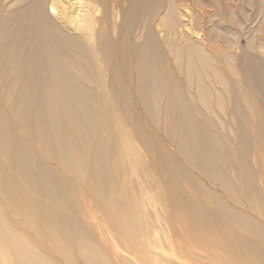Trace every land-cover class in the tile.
<instances>
[{"label": "rangeland", "instance_id": "1", "mask_svg": "<svg viewBox=\"0 0 264 264\" xmlns=\"http://www.w3.org/2000/svg\"><path fill=\"white\" fill-rule=\"evenodd\" d=\"M50 3L46 0L52 22L76 37L88 57L68 46L47 58L61 75L53 71L43 87L51 113L49 121L38 123L40 141L21 123V107H13L10 117L30 149L62 179L58 192L66 205L68 200L78 207L77 227L85 236L66 239L64 249L48 233L50 258L40 254V259L45 264H248L234 259L225 239L232 248L241 249L242 237L264 248V236L235 219H218L224 206L264 225V98L255 101L231 68L233 58L256 38L262 44L256 60L264 67V9L259 8L264 0H54L55 12ZM202 39L212 52L211 69L197 62L198 53L189 46ZM188 61L195 71H187ZM225 67L229 72L222 75ZM67 75L75 84L69 85ZM84 87L95 102L84 96ZM233 89L243 117L232 108ZM6 90L0 88V108L9 111ZM194 126L205 132L211 152H198ZM98 137L110 159L107 184L101 185L100 176L83 165L94 160ZM100 188L103 196L96 194ZM121 191L136 220L131 227L114 202ZM83 193L102 211L98 220L86 218L78 200ZM207 214L216 216L213 226ZM9 217L18 220L11 212Z\"/></svg>", "mask_w": 264, "mask_h": 264}, {"label": "bare ground", "instance_id": "2", "mask_svg": "<svg viewBox=\"0 0 264 264\" xmlns=\"http://www.w3.org/2000/svg\"><path fill=\"white\" fill-rule=\"evenodd\" d=\"M49 7L50 11L55 12L54 0H51ZM259 8L264 9L262 5H259ZM259 40L261 41L256 38L254 42L248 43L247 49L233 58L234 65L231 67L233 71L236 70L240 74L255 101H261L264 98V67L258 63L255 56V49L262 47ZM202 42V44L194 43L189 46L197 51V62L201 65L204 62L206 67L211 69L214 61L212 52L210 48H205L208 44L205 39H202ZM68 46L73 47L81 58L88 57V52L81 47L76 37L64 33L52 22L46 0H30L25 3H20L18 0H0V88L4 91L7 89L11 106L9 111L0 108V197L2 198L0 200V242L2 243L0 264H45L40 259V254L47 259L50 258L51 251L46 243L48 233L52 238H58L63 243L64 249L66 245L69 247L66 239L78 241V235L85 236V231L77 227L80 222V218L76 216L78 207L68 200L66 205L63 193L61 197L58 192L59 184L63 183L62 179L50 165L37 157L30 149L20 133V128L12 122L10 117L12 112L21 107V123L26 125L33 140L40 141L42 137L38 130V123L49 121L51 113L47 99L42 95L43 87L49 84L48 80L53 79V71L60 74L57 70L59 67L53 64L54 62H49L47 58L55 53L66 51ZM149 47L155 50L152 43ZM108 49H112V43ZM188 63L187 71H195L190 66V61ZM223 71L222 75H226L229 68L225 67ZM222 75L219 78L225 83ZM66 80L69 85L75 84L74 78L70 75H67ZM32 84L34 89H29ZM82 93L95 102L94 94L87 88L84 87ZM230 101L233 110L241 117L243 105L238 92L234 89ZM13 107H16L14 111H12ZM168 109L172 111V105ZM83 116L85 120L91 121L86 110L83 111ZM178 118L184 122L180 115ZM194 128L198 152H211V148L205 141V132L202 129L200 131L196 126ZM84 134L86 137L88 132ZM62 136L66 138V132L62 133ZM241 137L244 141L249 140L244 132L241 133ZM262 139L263 135H258L257 145L260 146ZM49 148H54L52 142L49 143ZM69 154L68 150L65 151V156H70ZM109 163L110 159L103 148V141L98 137L94 146V160L90 164L84 162L83 165L100 176L101 185L107 184L105 171L107 165L110 167ZM103 193V188L96 190L97 195L103 196ZM78 200L85 209L86 218L96 221L98 220L96 217H102V211L100 213L92 206L88 195L83 193ZM114 202L116 208L127 215L128 218L125 221L128 227H131L136 220L128 206L124 191L114 196ZM9 212L17 216L18 220L10 219ZM219 214L221 219L218 220L235 219L247 225L255 234L264 236V225L249 219L239 211L220 206ZM206 216L211 223L217 219L214 214ZM21 226L26 229H20ZM209 226H213V223ZM223 244L233 249L236 254L235 260L244 259L246 263L251 264V259H260L259 264H264V248L261 244L243 237L237 243L241 249L232 248L229 238H226ZM212 246L218 247L216 243ZM234 259L232 258L230 262H234ZM209 262L215 263L213 259H209Z\"/></svg>", "mask_w": 264, "mask_h": 264}]
</instances>
